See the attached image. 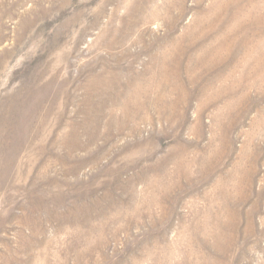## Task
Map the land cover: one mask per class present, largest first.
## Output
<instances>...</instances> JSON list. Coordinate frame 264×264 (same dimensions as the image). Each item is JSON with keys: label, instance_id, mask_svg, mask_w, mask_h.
<instances>
[{"label": "rangeland", "instance_id": "374dc122", "mask_svg": "<svg viewBox=\"0 0 264 264\" xmlns=\"http://www.w3.org/2000/svg\"><path fill=\"white\" fill-rule=\"evenodd\" d=\"M0 264H264V0H0Z\"/></svg>", "mask_w": 264, "mask_h": 264}]
</instances>
